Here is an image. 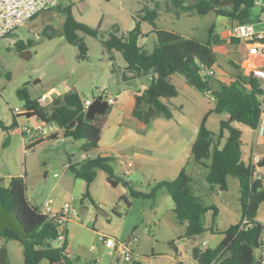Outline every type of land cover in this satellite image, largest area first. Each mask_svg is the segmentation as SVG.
<instances>
[{
	"label": "rangeland",
	"instance_id": "rangeland-1",
	"mask_svg": "<svg viewBox=\"0 0 264 264\" xmlns=\"http://www.w3.org/2000/svg\"><path fill=\"white\" fill-rule=\"evenodd\" d=\"M197 1L187 0L186 3L192 5ZM261 3L264 5V0H259L254 14L259 16L255 22L257 28L264 30ZM68 6L77 20L94 28L99 27L104 37L111 32L118 35L128 33L135 28L139 15H144L147 9H157L155 25L141 22L143 34L138 44L148 51H152L157 43L156 28L205 41L214 25V30L228 39L226 44L217 47L222 67L217 69L221 75L219 78L223 80L234 70L231 60L238 58L239 43L233 42L230 36L231 28L238 22L214 11L205 15L192 10L178 14L172 0H59L55 9L27 20L0 39V121L9 128L0 127V177L3 182L7 185L10 174L21 172L26 182V195L32 196V205L41 207L50 198L57 207L71 203L72 216L66 223L67 248L79 264L98 259L100 264H116L118 252L104 243L102 239L105 237L129 243L141 264H199L193 256V247L203 246V241L215 245L224 232L242 218L240 182L237 177L230 176L227 191L219 188L211 191L206 177L208 171L193 162L192 140L197 136L203 118L215 106V99L190 85L183 74L176 73L172 78L178 88V96L164 99L172 110V118L159 117L149 124H142L136 118H125L116 102L110 105L101 134V147L125 145L116 142L115 137L125 127L141 137L137 144L149 146L151 156L140 159L128 157V161L135 164L130 168L129 175L125 174L129 169L125 160L116 157L113 165L119 176L144 193H149L158 181L176 178L179 162H184L185 168L196 176L192 183L194 195L204 205L218 208L215 220L212 209L206 213L207 227H213V232L208 229L192 237L184 236L187 222L177 219L173 198L165 188L159 189L155 197L134 198L123 183L112 187L106 172L98 170L95 181L87 189V183L76 178L67 164L82 161V154L93 158L104 151L96 148L83 152L80 148L82 140L60 134L58 138H44L24 151L25 138L16 129L17 119H20L23 128L32 124L25 115L17 117L13 108L24 107L25 102L17 91L25 84L33 98L54 86L67 91L66 84L83 98L95 97L97 89L104 85L117 101L125 96L124 88L128 84L112 71L113 62L116 67L125 66L122 54L116 51V59L112 61L100 38L80 33L88 46V56L79 57L78 46L69 43L64 35V10ZM117 27L119 31H115ZM221 118L217 113L207 115V126L218 133ZM233 124L239 128L247 127L239 122ZM254 134L252 130H246L244 139L249 144L255 143L258 154L264 153V144L257 138L255 140ZM244 150L251 151L250 147ZM260 170L264 175V167ZM56 182L58 184L54 186ZM122 195H126V199H121ZM256 219L264 224V202ZM172 242L183 244L182 252L177 254ZM58 244V239L53 241L54 246ZM187 245L189 251H186ZM4 248L7 249L10 264H24V249L18 240L0 237V251ZM262 251L263 248H258L255 252L259 255ZM45 263L42 261V264Z\"/></svg>",
	"mask_w": 264,
	"mask_h": 264
},
{
	"label": "trees",
	"instance_id": "trees-1",
	"mask_svg": "<svg viewBox=\"0 0 264 264\" xmlns=\"http://www.w3.org/2000/svg\"><path fill=\"white\" fill-rule=\"evenodd\" d=\"M186 1L172 0L178 14L192 10L205 15L214 11L238 23H255L259 20V16L254 14L257 0H234L231 5L226 6L221 5L223 0H198L192 5ZM64 11V35L69 43L78 46L79 57L88 56V46L80 33L100 38L105 50L110 54V60L115 61L116 51L122 54L126 61L125 66L116 67L113 62L112 71L128 84V87L134 85L132 89L135 90V107L132 114L140 122L149 124L159 117H173L172 110L164 99L174 98L179 94L172 80L176 73L183 74L190 85L214 97L215 106L207 115L226 114L228 118L221 119L218 133L207 126V115L203 118L192 145L193 159L209 168L207 181L211 191L217 188L227 191L228 178L234 176L239 179L243 214L237 223L224 232L223 239L216 247L196 246L193 248V256L199 264H209L213 261L218 264H260V254L257 255L255 251L264 244V224L257 221L256 217L260 205L264 202V184L262 178L255 176V167L251 162L245 161L242 130L233 122L253 129L258 127L264 100V80L247 74L243 66L233 60V72H230L225 80L219 78L221 75L218 69L222 67L215 47L226 44L228 39L216 32L214 25L211 26L205 41L183 36L176 31L156 28L154 31L157 43L152 51H148L138 44L143 34L141 22L148 21L155 25L157 9H147L144 15H139L135 28L128 33L118 35L111 32L108 37L102 35L99 27L94 28L77 20L70 6ZM115 31H119L118 27ZM231 40L241 42L233 37ZM17 93L25 102L26 117L57 123L63 129L65 137L82 140L80 148L83 152H89L99 146L111 106L106 113L88 119L83 106L84 98L75 89H69L46 106H40L36 98L31 96L27 84L18 89ZM0 127L9 130L1 121ZM208 159L211 160L210 164L206 163ZM113 161L112 155L99 154L93 158L71 162L68 169L76 178L86 181L88 187L95 181L97 171L103 170L112 187L123 183L134 198L155 197L159 189L165 188L173 198L177 219L187 222L184 236L192 237L208 229L214 231L213 227H207L206 213L212 209L215 220L218 208L215 205H204L202 200L193 194V179L186 173L185 168L176 178L158 181L149 193H144L133 188L128 180L116 173ZM259 167H264V159ZM26 189L23 176L11 177L7 185L3 179L0 181V203L16 213L30 232L29 237L22 238L7 228L0 231V237L6 240L15 239L22 244L24 264H41L44 260L51 264H79L77 259L65 254L63 248L53 245V241L60 235L59 222L42 215L39 207L32 205L28 200ZM120 198L126 199V195ZM244 218H247L248 222L241 227ZM64 232V245L67 247L66 226ZM171 244L175 247V242ZM87 264L98 263L94 260ZM136 264L141 263L137 261Z\"/></svg>",
	"mask_w": 264,
	"mask_h": 264
},
{
	"label": "built area",
	"instance_id": "built-area-1",
	"mask_svg": "<svg viewBox=\"0 0 264 264\" xmlns=\"http://www.w3.org/2000/svg\"><path fill=\"white\" fill-rule=\"evenodd\" d=\"M257 4L259 0L256 1ZM59 5V0H0V39L6 36L8 33L17 29L19 26L23 25L27 20L50 10L55 9ZM230 36L233 38L240 39L241 42H244L248 48V55L255 56L259 60L255 63L247 64L243 66L247 74H252L254 76L260 77L264 80V30L257 28L256 23H236L230 30ZM65 87L67 91L70 87L66 84ZM97 95L95 97H85L83 101L84 110L87 111L90 104L93 100L102 96L107 99L109 104H115L116 98H114L108 90L107 86H102L100 89H97ZM66 91H62L59 86H54L50 88L47 92L42 93L39 97L36 98V101L40 106H46L51 104L57 97L61 96ZM261 114L259 119L258 127L256 128L257 135L264 142V100L262 101ZM13 111L15 115L20 116L24 115L27 112L25 106L14 107ZM38 119V118H37ZM38 124L35 126H28L22 128V134L25 138L24 141V151L26 152L28 147L33 143L42 140L44 138L54 137L58 138L60 134H63V129L55 122H45L41 119H38ZM28 139V143L26 142ZM85 154L81 155V159H86ZM263 156L258 154L254 149L251 159V164L256 167L259 166L263 160ZM133 166L132 161L127 162V167L130 169ZM130 170H127L126 173H129ZM261 178V176H260ZM0 181L2 179L0 178ZM54 200H47L41 207H39V212L42 215H46L51 219H57L60 227V235L58 237L59 244L57 247L63 248L64 253L70 255L69 249L64 245L66 240V234L64 228L67 221L72 216L71 203L66 202L60 210H55L53 208ZM248 222L247 218H244L242 221L241 227L245 226ZM105 244L109 247H114L118 252V261L116 264H136L137 259L134 256L132 248L129 246V243L116 241L112 238H103ZM203 246H206L207 243L203 242ZM263 251L260 254V264H264V244L262 245ZM53 264V263H52ZM62 264V263H54ZM209 264H218L213 261Z\"/></svg>",
	"mask_w": 264,
	"mask_h": 264
},
{
	"label": "crops",
	"instance_id": "crops-1",
	"mask_svg": "<svg viewBox=\"0 0 264 264\" xmlns=\"http://www.w3.org/2000/svg\"><path fill=\"white\" fill-rule=\"evenodd\" d=\"M262 4V3H261ZM263 5V4H262ZM219 46H221V45H219ZM217 47L218 46H216L215 47V50L218 52V50H217ZM219 53V52H218ZM237 54H238V58L237 59H232L233 61H235L236 63H238V64H241L242 66H246L247 64H250V63H255V62H257V60H259L257 57H255V56H249L248 55V48H247V46L245 45V43L244 42H239V44L237 45ZM219 56H220V53H219ZM110 58V57H109ZM115 58H116V55H115ZM220 58V57H219ZM231 60V61H232ZM123 93V92H122ZM124 99L123 100H116V102H117V107L121 110V112L124 114V117L125 118H127V119H129V118H135L134 116H133V109H134V107H135V98H134V96H135V90L134 89H130V87H126V88H124ZM113 110L111 111V114H113ZM17 116V115H16ZM220 116H222V118L221 119H226V118H228V116L226 115V114H220ZM18 117V116H17ZM27 120L28 121H30L31 122V126H35V125H37L38 124V119L36 118V117H31V118H28L27 117ZM139 121V120H138ZM221 121V120H220ZM206 123H207V119H206ZM17 124H18V126H16V129L17 130H20L21 131V133H22V128L23 127H21V122H20V119H17ZM142 124H145V123H142ZM241 130H242V141H243V143H244V145H243V150L247 147V148H249L250 147V153H248L246 150H244V159H245V161L246 162H248V161H251V159H252V154H253V151H254V149H255V143L254 142H252V144H251V142H250V144H249V142L247 141V140H245L244 139V135H245V132H246V130H252L255 134H254V136H255V140H256V138H257V140H258V142H260L261 144H264V142L263 141H261V139L258 137V135H257V131H256V129H253V128H251V127H249V126H247V127H245V128H240ZM228 133L226 132V135H227ZM23 135V134H22ZM24 137V136H23ZM115 137H116V142H119V144H125V145H122V147H119V146H116L115 144H111V145H108V146H106V147H101V143H102V136H101V140H100V142H99V146L97 147L98 149L100 148V149H102V151H104V153H102V154H110V155H112L114 158H121V159H123V160H125V165L127 166V162H128V157H131V156H133V157H136L137 159H140V158H149L150 156H151V148L149 147V146H142V145H138L137 143L141 140V137L139 136V135H135V133H133V132H131L130 130H129V128L128 127H125L124 129H122V130H119L117 133H116V135H115ZM196 138V137H195ZM195 138L192 140V144L191 145H193V142H194V140H195ZM261 155L263 156V158H264V153H261ZM127 159V160H126ZM124 162V161H123ZM189 162V161H188ZM193 162H195L194 161V159H193ZM180 163V168H179V173H180V171L183 169V168H185V164H184V162H179ZM196 163V162H195ZM206 163L207 164H210L211 163V160L210 159H208V160H206ZM189 164V163H188ZM197 165H202V166H204L205 168H206V170L209 172V168L206 166V165H203V164H198V163H196ZM68 166H69V164H67V168H68ZM135 166V164L133 163V166L131 167V168H133ZM127 170H130V169H126V171ZM15 171H18V170H15ZM126 171H125V174L126 175H129L130 173H131V170L129 171V173H126ZM185 171H186V173L193 179V181H194V179H195V177L196 176H194V174H192V173H194V172H189V170H188V168H185ZM14 176H22V173L20 172H15V174H13ZM13 175L12 174H10V176L11 177H13ZM207 175H208V173L206 174V177H207ZM61 176V175H60ZM255 176L256 177H260L261 176V178L263 179V184H264V175H263V172L260 170V167L259 166H256L255 167ZM10 177V178H11ZM1 178V177H0ZM9 178V179H10ZM1 179H3V178H1ZM229 179V178H228ZM165 180H167V179H165ZM162 181V180H161ZM86 182V181H85ZM58 184V182H56L55 183V185L54 186H56ZM93 184V183H92ZM92 184L90 185V186H92ZM90 186H89V188H90ZM87 189H88V186H87ZM228 189H229V182H228ZM194 194V193H193ZM27 197H28V200L30 201V203H31V199H32V196H29L28 195V193H27ZM50 199H52V198H50ZM49 200V199H48ZM54 203H55V201H54ZM43 205V204H42ZM62 207V206H61ZM60 206L59 207H57V206H55V205H53V208L55 209V210H60V208H61ZM242 207V206H241ZM242 214H243V212H242ZM238 222V221H237ZM236 222V223H237ZM212 232H213V230H212ZM223 237H224V234L222 235V237H221V239L215 244V245H213V246H211V245H209V243H208V241H203V242H206L207 243V245H206V247H216L220 242H221V240L223 239ZM183 247H184V245L183 244H175V247H174V249H175V251H176V253L177 254H179L180 252H182V250H183ZM194 247H196V245L194 246ZM193 247V248H194ZM189 249H190V247H189V245H187L186 246V251H189ZM192 252H193V250H192ZM261 254V253H260ZM44 261H46V263L45 264H50L49 263V261H47V260H44ZM97 261V263L98 264H100V262H99V259L98 260H96ZM140 263H141V261H139ZM42 264V263H41Z\"/></svg>",
	"mask_w": 264,
	"mask_h": 264
},
{
	"label": "water",
	"instance_id": "water-1",
	"mask_svg": "<svg viewBox=\"0 0 264 264\" xmlns=\"http://www.w3.org/2000/svg\"><path fill=\"white\" fill-rule=\"evenodd\" d=\"M234 0H223L221 5H231ZM25 56V52H23ZM110 109V104L107 99L102 96L96 97L90 104L86 111V117L93 119L98 114H104ZM7 228L15 231L22 238H27L30 235L25 224L20 217L13 211L7 209L2 203H0V231H4ZM0 264H10L8 258L7 249L4 248L0 251Z\"/></svg>",
	"mask_w": 264,
	"mask_h": 264
}]
</instances>
